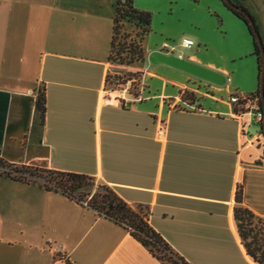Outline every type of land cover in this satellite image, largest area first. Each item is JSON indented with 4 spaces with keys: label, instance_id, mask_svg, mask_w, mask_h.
<instances>
[{
    "label": "crops",
    "instance_id": "crops-1",
    "mask_svg": "<svg viewBox=\"0 0 264 264\" xmlns=\"http://www.w3.org/2000/svg\"><path fill=\"white\" fill-rule=\"evenodd\" d=\"M231 1L254 17L264 42V0ZM115 3L0 0V159L95 177L148 211L149 224L190 264H259L235 220L238 205L264 218L263 127L249 114L236 117L230 101L258 88L247 24L222 0H135L152 13V31L144 64L126 69L142 73L126 105L105 98ZM166 42L185 52L170 53ZM154 52L216 71L226 84L153 64ZM42 87L44 123L36 115ZM3 172L0 264H163L123 226Z\"/></svg>",
    "mask_w": 264,
    "mask_h": 264
},
{
    "label": "trees",
    "instance_id": "trees-1",
    "mask_svg": "<svg viewBox=\"0 0 264 264\" xmlns=\"http://www.w3.org/2000/svg\"><path fill=\"white\" fill-rule=\"evenodd\" d=\"M222 1L247 24L254 37V55L258 59L259 70L258 88L255 92L249 94L248 98L255 101L259 109L263 111L261 99V73L263 69L261 50L247 16L243 12L234 9L231 4L226 3L224 0ZM232 4L241 8L254 20V17L242 4L234 2ZM152 19V13L138 9L135 6V0H116L109 53V61L111 63L123 68L144 64L146 60L145 42L152 31ZM256 27L259 31L257 24ZM141 74L136 71V73L130 72L128 75L131 79L134 76L136 79H141ZM109 78L110 75L107 77L106 85L109 82ZM242 104L243 102H240V105ZM46 113L47 97L45 88L42 87L38 90L36 100V115L41 123L45 122ZM261 126L263 127V123H261ZM0 166L4 168L3 173L6 176L16 181L38 184L48 191L61 193L70 200H74L96 211L100 216H104L123 226L163 264H190L149 224L148 211L144 208L134 209L109 185H97L95 177L36 166L16 165L5 162L2 159H0ZM237 201L238 203L242 202L241 191L238 192ZM235 220L248 255L259 264H264V218L256 216L247 207L238 205L235 208ZM255 221L261 226H257ZM66 262L67 264H75L69 258L66 259Z\"/></svg>",
    "mask_w": 264,
    "mask_h": 264
},
{
    "label": "water",
    "instance_id": "water-1",
    "mask_svg": "<svg viewBox=\"0 0 264 264\" xmlns=\"http://www.w3.org/2000/svg\"><path fill=\"white\" fill-rule=\"evenodd\" d=\"M224 1L228 4H231L234 9L243 12L247 16L249 24L252 27L257 44L261 50V57L263 64V69L261 73V99H262L263 111H264V42L262 36L256 27V22L252 19L250 15L246 14L241 8L237 7L236 5H233L231 0H224ZM149 60L153 64H166L181 71H184L188 74H191L201 80H205L213 84L225 85L227 81L226 76L173 54L154 52L150 55ZM263 132H264V121H263Z\"/></svg>",
    "mask_w": 264,
    "mask_h": 264
},
{
    "label": "built area",
    "instance_id": "built-area-1",
    "mask_svg": "<svg viewBox=\"0 0 264 264\" xmlns=\"http://www.w3.org/2000/svg\"><path fill=\"white\" fill-rule=\"evenodd\" d=\"M194 44L195 43L192 39H188V38L183 39V45L187 48L194 46ZM162 48L163 49H169L170 44L166 42ZM133 81H135V80L133 79L128 83L127 88H125L124 91L122 92V94L119 96L112 97V95L108 94L107 90H105V98H107V100L110 102L121 100V102H124L127 105L130 102L128 99V96L132 95V93L130 92V90H131L130 87H131V84ZM230 101L235 106L234 115L236 117H242L246 114H249L258 123H260V124L263 123L264 112L259 109V107L255 101H252L248 98V95H243V96L233 95L230 98ZM240 102H243V104L240 105ZM242 109H244V110H242ZM165 131H166V126H165L164 122L161 121L158 128H157L158 138H162L165 135ZM256 139H257V141H260V139L264 140L263 128L260 132V136ZM263 146H264V142H263ZM0 169H1V167H0Z\"/></svg>",
    "mask_w": 264,
    "mask_h": 264
},
{
    "label": "rangeland",
    "instance_id": "rangeland-1",
    "mask_svg": "<svg viewBox=\"0 0 264 264\" xmlns=\"http://www.w3.org/2000/svg\"><path fill=\"white\" fill-rule=\"evenodd\" d=\"M129 30H131V28H129ZM164 51L167 52L168 50H164ZM169 51L170 53L173 52V54H179V53L185 52V50L181 48H178L175 51H172L171 49H169ZM114 66L115 67L113 71L109 74L110 75L109 82L106 85V90L108 94L112 95V97L121 95L124 89L127 88L128 83L134 79L135 81H133L131 84L130 92L132 93V95H138L141 89V79L139 78L136 79L135 76L131 79V77L128 75L130 72L136 73V71L126 70L127 67L123 68L122 66H119L117 64H114ZM96 184L102 185L104 183L96 179ZM255 224L257 226H261V224H259L257 221H255Z\"/></svg>",
    "mask_w": 264,
    "mask_h": 264
}]
</instances>
